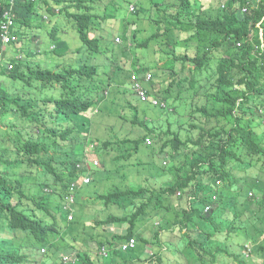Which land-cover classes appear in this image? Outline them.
<instances>
[{
  "label": "trees",
  "instance_id": "1",
  "mask_svg": "<svg viewBox=\"0 0 264 264\" xmlns=\"http://www.w3.org/2000/svg\"><path fill=\"white\" fill-rule=\"evenodd\" d=\"M51 1L15 0V27L24 57L5 56L0 62V76L21 79L30 88L8 91L0 84V125L7 124L4 140L9 143L0 145V264H68L59 254L69 249L78 257L71 264H171L179 256L181 264H249L243 242L232 233L244 229L246 240L264 251V0H150L152 7L136 0L135 18L129 21L133 45L126 51V43L118 44L121 48L109 55L114 43L99 32L134 0ZM8 3L0 0V22ZM43 8L55 17L50 30L44 26L48 21ZM60 18L73 22L86 54L99 62L89 63L85 57L81 64L58 63L54 71L41 67L34 59L40 52L30 49L36 40L53 41L57 57L69 53L67 41L58 37ZM138 20L148 23L146 37H137ZM138 49H149L154 56L148 60L144 52L146 63L133 60ZM117 53L131 60L130 67ZM132 71L152 72L146 83L149 92L165 97L172 107L171 112L162 110L165 127L158 119L142 117L133 104L139 100L130 89ZM114 92L120 108L116 118L128 121L127 110L131 124L146 132L98 139L100 169L77 190L74 220H68L64 194L84 172L76 164L92 127L84 112ZM146 137L152 144H145ZM110 150L116 151L115 169L106 168L104 155ZM140 150L148 158L145 162L138 157L142 160L133 166L152 163L156 153L169 157V164L160 163V169L170 176L158 188H151V176L144 182L126 176L133 162L123 161ZM216 180L228 190L219 193L215 209L204 213ZM249 190L261 198L249 197ZM164 196L179 206L172 218L166 212L167 223L151 236L140 226L153 205L164 207ZM185 199L188 205L182 207ZM83 203L102 207L86 214ZM218 205L232 216L225 218ZM86 220L95 230L105 229L87 234L98 247H111L107 257L75 245ZM114 224L126 227L113 233L109 228ZM173 231L172 240L163 239L162 232ZM131 236L136 237L134 249L114 247ZM43 244L45 253L40 251ZM161 245H172L171 251Z\"/></svg>",
  "mask_w": 264,
  "mask_h": 264
},
{
  "label": "rangeland",
  "instance_id": "2",
  "mask_svg": "<svg viewBox=\"0 0 264 264\" xmlns=\"http://www.w3.org/2000/svg\"><path fill=\"white\" fill-rule=\"evenodd\" d=\"M53 3V1H51ZM145 6L146 7H152L153 4L150 2V0H145ZM154 9V8H153ZM155 10V9H154ZM135 18L134 14L132 13H128V10L123 9V11L121 12V14H119L117 17H115V21L111 22L109 21L110 24L104 23L103 25V31L99 32L100 34H102L106 40L110 41L111 43L116 42V37L120 36L119 33H124V30L127 31L125 36H120L121 38H126L129 39L130 41L133 42L132 39V35L130 33L131 28H130V24L129 21L133 20ZM128 22V23H127ZM137 23V28L140 29V31L137 33V37L138 38H142V37H146L149 34V27H148V23L146 20H138L136 21ZM51 23L46 22L45 23V27L47 30H50L49 26ZM52 27H55V25H51ZM59 28V35L58 37L67 41L69 47L71 50H76L79 48H84V45L82 43V41L79 38V35L75 29V27L69 22H67L66 24L64 23L63 25L57 26ZM63 29V31H62ZM47 39H50L48 37V35H46V33L43 34ZM36 40V39H34ZM33 40V41H34ZM53 43V41L48 42L47 44H44L45 49H46V53L49 56L53 57V60L51 58L50 61H48L47 63L45 62L46 59L45 57H39V56H35L38 61H40V65L42 68H49V70H57V65L58 63H82L85 59V55L84 54H75L70 53L68 55H66L65 57H57L54 51H51L48 47L49 45ZM32 46L34 47V50L37 52L38 49L40 48H36L37 47V40L33 42ZM115 50H109L108 51V55L118 51V48H121L120 45L115 44ZM132 50V49H131ZM127 51V50H126ZM133 51V50H132ZM145 52V54L148 55L149 59L151 60V58L154 56V54L149 51V49H138V50H134V53H132V59L135 60L136 58L144 63H146V59L143 55V53ZM121 53V52H120ZM120 53L116 54V57L121 61V63H125L126 68H128L131 65V60L130 61H126V59L124 58V56ZM42 55V54H41ZM111 56V55H110ZM48 59V60H49ZM89 63H97L100 61V59H95V58H87L86 59ZM132 60V61H133ZM36 61V60H35ZM141 63V62H140ZM163 63V62H162ZM161 64V62H160ZM180 64L177 65V69H179ZM134 66V64H132V67ZM151 72V71H150ZM187 73V72H186ZM0 84L3 85V87L5 89H7L8 91H14L15 89H19L21 91H30V88L26 85L24 86V82L21 79H16V80H12L9 79L7 76H0ZM25 88V89H23ZM33 91V90H31ZM175 89L172 90V92H174ZM41 94L43 93V88H41L40 90ZM118 95V93L114 92L112 94V96L110 97V99L105 100L104 102L106 103L104 106V102H102L100 104V106L98 107L97 105H93L90 107V109L88 111L85 112V115H87L89 118H91V129H90V133H89V137L92 140L97 139H103V138H115L116 136H119L120 138H124V137H129L132 138L134 136H138V133H144L146 132V129L141 128L139 126H134L131 124V115L127 110H124V112L126 113V117L128 119V121H123L120 120L118 118H116V111H119L120 108L116 107V102H118L119 100H115L114 101V97H116ZM119 96H126L129 97V94L123 95L120 94ZM133 104L138 108L140 115L142 117H146L148 120H157L161 122V124L163 123V127L166 126V122H164V113L159 110L156 107L150 106L149 104H144V103H140L136 100L133 99ZM6 122V121H5ZM151 124V121H149ZM159 124V122L157 123ZM7 125V124H6ZM6 125H0V145H9L8 142H6L4 140V135L7 129ZM3 127V128H2ZM113 138V139H114ZM126 149V146H125ZM159 149V145L157 146V150ZM116 155V151L113 150V152L107 153L104 155L105 157V164H106V168L107 169H115V163L116 162H112V158ZM141 158L143 157L145 160H147V155L146 153H144L142 150L135 152V154L132 155V157H129V159L123 161V163H131L133 162L132 166L129 168L127 173L126 169H123L124 173H127L126 176H130L135 177V178H139L140 177V171L142 168H146L144 166H133L135 163H137V161H141L142 159H138V157ZM152 163L149 167L148 170V175H150L151 177H154V179L150 180L149 182L151 183V188L156 187L158 188V185L164 181L167 180V178L170 176V174H166L165 172H162L163 170H160V163H162V159L159 157V155L156 153L154 157L150 158ZM166 166V164H165ZM122 171V172H123ZM118 179H116L117 181ZM143 179L139 178L138 181L141 182ZM127 183V181L125 182ZM161 183V184H162ZM33 184V183H32ZM31 184V185H32ZM128 184V183H127ZM129 184H135V183H129ZM228 190V188H226ZM164 201H163V205H164V209H161V213L164 215V213L166 211H169L166 207H169V209H172V202H173V197H166L164 196ZM54 201L57 202L58 201V197L54 198ZM184 201L187 202V200L185 199ZM95 205V204H94ZM93 204H88V203H83L81 205V209L86 211V214L92 213L93 212V207L94 208H100L102 206L99 205V203H97L96 206H94ZM184 207V206H182ZM159 208L157 205H153L152 209H148L147 212H149V215H154L151 211L155 210ZM112 209V208H110ZM173 215H170V218H172ZM74 220V217L73 219ZM86 225L82 226L80 225V234L76 237V239H78L76 241V244L80 247V249H85V250H89V251H93L96 250L95 248H97L98 244L96 242L95 239H92L90 237L89 234H93V233H103L105 232L103 228H99V230H95L93 228H91V224L90 221L86 220L85 221ZM126 225H120V224H114L112 225L109 230L114 231V230H118L119 227H125ZM157 226V224L152 223L151 225V221H148L145 225L146 228L149 229H153ZM82 229H85L84 231H82ZM7 232V231H6ZM85 232V233H84ZM151 232V231H150ZM18 233H16L17 235ZM36 244H40L39 241H36ZM147 256H145L146 258ZM258 263L264 264V260H257ZM257 262L255 260L251 261V264H257ZM171 264H174V262H172Z\"/></svg>",
  "mask_w": 264,
  "mask_h": 264
},
{
  "label": "clouds",
  "instance_id": "3",
  "mask_svg": "<svg viewBox=\"0 0 264 264\" xmlns=\"http://www.w3.org/2000/svg\"><path fill=\"white\" fill-rule=\"evenodd\" d=\"M30 1L31 2H35L36 0H30ZM11 2L14 3L15 0H13V1L9 0V3H8L9 5H8V7L6 6V8L4 9V11L7 8H9V6L11 5ZM131 5L134 6V10H130V6ZM0 10H1V6H0ZM127 10H128V13L135 12V10H136V0H134L133 2H131L130 4H128ZM4 11H3V13H4ZM13 11H14V21H15V10H13ZM43 18H45L49 23H51L50 24V27H52L51 25H54L53 19L55 17H52V16L48 15L45 12V8H43ZM2 19H3V15H2ZM67 22L68 21H66L65 19L60 18L58 23H59V26H60V25H63L64 23L66 24ZM70 23L73 25V22H70ZM0 25H1V22H0ZM11 31L14 34H16L19 37V39L16 42H14V43H9V44H6L5 46H3V55H2V58H0V62L3 60V57H5V56L14 55L16 58H19V59L22 58V57H24V53L21 54L20 51H19V48H21V46H22L21 45L22 38H21V35H19L17 33V31H16L15 23H14V26L12 27V30ZM62 31H63V29H62ZM58 34H59V30H58ZM260 34H261V36L263 35L262 29L260 31ZM117 38H119V40ZM262 41H263V37H262ZM48 42H50V41H47V43ZM114 43L115 44H121V43L124 44V43H126L127 44V48H126L127 51H129V48H131V46L133 45L132 41H130L129 39H126V38H121L120 36H117L116 37V42H114ZM50 45H51V47L50 48L48 47V48L51 51H53L54 44L51 43ZM262 46L264 47V43H263ZM9 47H11V50L12 51H9L8 50V52H9L8 53V52H6V48H9ZM1 48H2V37H1V42H0V50H1ZM77 50H80V52L77 53ZM31 51L33 52V50H31ZM44 51H45V49L43 50L42 55L45 54ZM34 52H35V50H34ZM38 52H40L39 49H38V51L36 53H38ZM73 52L75 54H84L85 57H87V58H92L91 56H88L86 54L85 48H83V49L80 48V49H76V50H71L70 49L68 54L73 53ZM35 56H39V55H34V59H36ZM49 58H51V56H49ZM93 58H95V57H93ZM73 64L76 65V63H73ZM77 64H81V63H77ZM9 69H11V68H9ZM132 74H135L137 76L138 82L141 84V86L143 87V89L145 91L143 94L139 93L134 88V81L131 79ZM148 75H150V77L147 79V76ZM151 77H152V72H150V71H146L142 75H138L136 72L132 71L130 73V79H129L131 91L133 92L134 96L139 100L138 102L144 103V104L145 103L146 104H149L150 106L156 107V108H158L161 111L164 110V109H166L167 111H170L171 112L172 111V107H170L168 105V100L165 97L160 98L158 95L151 94L149 92L148 87L146 86V83H148L151 80ZM142 96L144 97V99H142ZM130 98H131V96H130ZM153 98L158 99L159 101L163 102V104L162 105L159 104V103L158 104H153L152 103V99ZM263 111H264V108L261 109V112H263ZM162 112L164 113V111H162ZM84 114H85V112H84ZM164 119H165V115H164ZM163 121H165V120H163ZM152 142L153 141H152V138L151 137H146L145 138V144L146 145H150V144H152ZM101 145H102L101 142L97 138L95 140H92V139H90V137L88 135V140H87V143H86V145L84 147V150H83L82 159H81V161L77 162V164H76V167L78 169H83L84 172L77 179H75L73 182H71L70 187H69V190L66 191V193L64 194L63 203H64V209L67 210V212H68V214H67L68 220H72L73 217H74V210L72 209V204H73V202L75 200L77 190L82 185L89 184L91 182V180H92V176H93L94 172L97 169H100V159L97 156V154H98L97 150H98V148H100ZM159 148H160V144H159ZM86 159H88L90 161V168H88L86 166V164H85V160ZM161 159H162V165L164 167H166L169 164V157H168V155H166L165 157H163ZM93 161H97L96 164H94ZM143 161H145V160L143 159ZM149 162H150V160H149ZM165 164H166V166H165ZM150 165H151V163H145L144 165H142V166H144L146 168H142L141 171L139 172L141 174L139 178L140 179L141 178L143 179L141 182H144L146 178H150V175H148V173H147L148 170H149ZM83 176H88L90 178V180L88 182H82V177ZM151 178H154V177H151ZM73 183L74 184L77 183L78 186H76V187L74 186L71 189V185ZM225 188L226 187H225L223 181H221V180H216L215 181V191L212 193L211 199L205 205V207L203 209V212L204 213L210 212L213 208L215 209V204H217L219 202V200H220V197H219L220 194L219 193L221 191H223ZM69 194H72L73 195V199L72 200L69 199ZM178 195H180V192L179 191L176 192V196H178ZM248 196L249 197H255L256 199H260L261 198V195L259 193L258 194H255V192L253 190H249ZM263 203H264V200H263ZM187 205L188 204H187L186 201L184 203H182V206H184V207H187ZM177 206H179V205H177ZM219 206L220 205H218L217 210L218 211H221V213H224L226 215L225 218H227L228 216L229 217L232 216V214H231L230 211H228V210H226L224 208L219 209ZM176 207H172L171 210L168 209L169 210V213L173 215L174 214V210L176 209ZM162 208H164V207H159V208H157L155 210H152L151 212L154 215H152V216L151 215H148V218L146 219V222H144L140 226L142 228V230H145L146 232H150L151 231L150 232V235L151 236H152V231L155 232V231L159 230V226H161L163 224H166L167 221H168L167 214H166L167 211L163 215L161 213V209ZM70 215H71V217L69 218ZM148 221H151V225H152V223H154V224L156 223L157 226L155 228H153V229L146 228L145 225H146V223ZM124 228L123 227H119L118 230H123ZM115 231H117V230H114V231L111 230V232H113V233H115ZM244 231L245 230L242 229V228L235 229L233 231L232 235H233V239L237 240L238 242H243V248H244L243 254H245V256L247 258L251 259L249 264H251V261L252 260H255L256 262H257V260H264V251H261V249L259 247H256L255 248V246L251 242H249V240H246L245 235L243 233ZM161 234L163 235V239L164 240H172L173 237H174V235H176V231H173V232H162ZM261 239H264V233L262 234ZM131 240H133V245H128L127 247H124V245L125 244H129ZM76 241H75V245H77L76 244ZM135 246H136V237L135 236H131L127 240H124L123 242L114 245V247L121 248L122 250H131V249H134ZM171 246L161 245V248L165 252H169V251H171V249H170ZM40 247H41L40 248L41 253H45L46 252V246L43 244V245H40ZM78 248H80V247L78 246ZM95 249L97 250L98 254L101 256V258H104V257H107L109 255L111 247H108L106 245H102L100 247L97 246V248H95ZM103 249H104V251H103ZM59 257H62V261L64 263H68V264L75 263L77 261L76 259H78L77 252L74 251L73 249H69L67 252L60 253L59 254ZM175 260H177V261H175V262L172 261V262H174V264H181L182 262L180 260H184V259L179 256ZM257 264H261V263H258L257 262Z\"/></svg>",
  "mask_w": 264,
  "mask_h": 264
},
{
  "label": "built area",
  "instance_id": "4",
  "mask_svg": "<svg viewBox=\"0 0 264 264\" xmlns=\"http://www.w3.org/2000/svg\"><path fill=\"white\" fill-rule=\"evenodd\" d=\"M13 1V0H11ZM14 3L11 2V5L9 6V8H7L4 13H3V19L1 21V25H0V29H1V37H2V48L0 50V58H2V55H3V46H5L6 44H9V43H14L16 42L19 37L14 34L11 30H12V27L14 26ZM130 10H134V6H130ZM119 40V38H117ZM13 67V64L10 63L9 64V68H12ZM150 77V75L147 76V79ZM131 79L134 81V88L141 94H143L145 91L143 89V87L141 86V84L138 82L137 80V76L135 74H132V77ZM142 99H144V97L142 96ZM152 103L153 104H163V102L159 101L158 99L156 98H153L152 99ZM2 110V107L0 105V112ZM149 141V140H148ZM97 161H93L94 164H96ZM85 164L88 168H90V161L88 159L85 160ZM90 180V178L88 176H83L82 177V182H88ZM76 187L78 186L77 183H73L71 185V189L73 187ZM69 199L72 200L73 199V195L72 194H69ZM71 217V215L69 216V218ZM128 245H133V240L130 241L129 244H125L124 247H127ZM104 251V249H103Z\"/></svg>",
  "mask_w": 264,
  "mask_h": 264
},
{
  "label": "crops",
  "instance_id": "5",
  "mask_svg": "<svg viewBox=\"0 0 264 264\" xmlns=\"http://www.w3.org/2000/svg\"><path fill=\"white\" fill-rule=\"evenodd\" d=\"M22 44H23V42H22ZM32 44H33V43L30 44V49L33 50V52H34V47L32 46ZM44 44H47V41H39V42L37 43V47H36V48H40V49H39V50H40V55H39V57H43V56H44L45 59H46V62H48V61H50L51 59H49V56H48V54L46 53V49H45ZM50 47H51V45H49V48H50ZM44 49H45V51H44L45 54H44V55H41ZM8 50H9V51H12V50H11V47L6 48V52H8ZM19 50H20V48H19ZM8 53H9V52H8ZM20 53L23 54L22 51H20ZM48 59H49V60H48Z\"/></svg>",
  "mask_w": 264,
  "mask_h": 264
}]
</instances>
